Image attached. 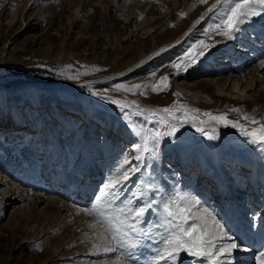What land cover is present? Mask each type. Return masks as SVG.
<instances>
[{"label": "rangeland", "instance_id": "374dc122", "mask_svg": "<svg viewBox=\"0 0 264 264\" xmlns=\"http://www.w3.org/2000/svg\"><path fill=\"white\" fill-rule=\"evenodd\" d=\"M212 1L0 0V264H115L119 252L94 247L101 229L84 209L125 157L141 154L133 149L138 137L125 111L136 129L167 130L159 117L122 110L112 99L150 109L183 104L199 109L198 121L204 120L203 131L181 122L175 136H162L158 158L140 162L116 204L148 179L145 164L151 163L159 191L146 199L188 193L196 201L193 214L207 209L238 244L223 264H258L264 252V144L249 143L242 130L264 124V36L247 26L235 39L210 31L228 7L221 0L209 12ZM200 15V24L174 47L139 70L113 75L174 41ZM258 19L264 23V13ZM201 39L209 45L205 56L177 74L171 65ZM165 75L167 91L132 95L115 88L156 84ZM205 112L242 127L212 122ZM225 183L230 191L243 190L234 193L244 196L233 198L236 206ZM158 215L156 207L146 213L150 237L140 236L129 248L127 264H153L167 235L155 227ZM238 233L254 236L247 238L253 248L237 242ZM178 264L208 262L182 252Z\"/></svg>", "mask_w": 264, "mask_h": 264}, {"label": "snow or ice", "instance_id": "6c2138e0", "mask_svg": "<svg viewBox=\"0 0 264 264\" xmlns=\"http://www.w3.org/2000/svg\"><path fill=\"white\" fill-rule=\"evenodd\" d=\"M206 3L207 0H200ZM221 0H217L220 4ZM227 8L219 11L218 20L210 25V31L216 35L228 39L237 38L242 31V25L249 22L252 17L260 16L264 13V0H224ZM215 7V6H214ZM211 12L212 9H209ZM184 13H181V17ZM209 45L201 39L194 42L180 57L181 63H173L171 66L179 74L192 66L198 57L205 56V50ZM155 76V73H152ZM75 77H69L74 79ZM170 87V80L167 75L162 76L156 84H134L125 86L118 84L115 86L117 91L123 90L132 95H144L142 89H149L152 92L167 91ZM179 95V93H174ZM111 103L119 105L122 110L131 109L137 115L144 116L146 113L151 116H157L163 122L166 132L145 131L143 128L136 129L135 124L131 122V116L125 111V119L132 127L134 134L138 137V142L133 145V149L141 154L135 155L132 159L125 157L123 162L114 169V174L106 178L105 184L99 189V195L95 197V203L91 204L84 211L94 215L97 223L93 227L101 229L95 233L98 244L94 247L102 248L105 253H120L115 264H127L132 260L133 253L129 248L135 246V241L140 236L150 237V225L145 219L153 207L159 209L158 222L155 227H163L167 235L162 236L160 243L163 245L158 249L153 264H178L180 254L187 253L195 258H201L208 261V264H223L224 255L231 256L233 249L238 248V244L229 237L222 225L213 213L207 209L202 214L194 215L193 205L196 201L185 192H175L167 197L162 196L159 200L155 198L146 199L149 193L159 191V185L156 183L155 169L151 163L145 164V167L151 169L148 179H142L136 184V191L126 200L121 201L120 205L116 201L121 200V194L125 182L131 175L141 171L140 162L147 157L155 160L159 156V141L162 136H175L182 127L181 122H192L198 131H203L199 125L204 120L198 121L199 109H189L183 104H173L163 109L142 108L135 100L122 103L120 100L112 99ZM233 111H238L233 109ZM196 113L197 115H189ZM203 116L212 122L222 123L224 126L242 127L238 121L228 120L226 115H213L203 113ZM252 124H259L254 118L243 117ZM242 135L246 137L249 143L264 144V124H259L258 128L251 130L243 129ZM146 154V155H145ZM137 161L136 164L132 160ZM211 221V224H209ZM247 251L248 249H243ZM258 264H264V252L256 258Z\"/></svg>", "mask_w": 264, "mask_h": 264}, {"label": "bare ground", "instance_id": "6f19581e", "mask_svg": "<svg viewBox=\"0 0 264 264\" xmlns=\"http://www.w3.org/2000/svg\"><path fill=\"white\" fill-rule=\"evenodd\" d=\"M217 5V0H213L212 2H210V4H209V9H211V8H213L214 6H216ZM210 12V11H209ZM263 14V13H262ZM259 17V16H258ZM258 17L256 16V17H252L251 19H250V21L249 22H247V23H245L244 25H242V26H247V27H249V28H255V29H257V34H259L260 36L261 35H263L264 36V23L263 22H261L259 19H258ZM201 15L198 17V18H196L193 22H191L185 29H184V31L181 33V35L179 36V37H177L174 41H172V42H170V43H167V44H164V45H162L159 49H154V50H152L151 52H149V53H147L146 55H144V56H142V57H140L139 59H137L136 61H134L132 64H130L129 66H127V67H125L123 70H121V71H117V72H115V73H113V75H116V77H119V75H126V74H130L131 72H133V71H136L137 69L139 70V69H141L144 65H146L147 63H149L150 62V60L152 59V57L153 56H155V55H158L159 53H161V52H165V51H167V50H169V49H171L172 47H174V45L176 44V43H178V42H180L179 40H181V36L182 37H184L189 31H192V30H194L200 23V20H201ZM264 20V19H263ZM186 33V34H185ZM179 39V40H178ZM220 49V48H219ZM149 61V62H148ZM261 65H262V63H260ZM260 65V66H261ZM107 78V77H106ZM106 78H104V80L106 79ZM108 79V78H107ZM86 82V81H85ZM38 85H43L42 83H37ZM50 84H53V86H55V87H57V86H59V85H56V83H50ZM57 84H59V83H57ZM257 85V84H256ZM52 86V87H53ZM235 86V85H234ZM253 171V170H252ZM251 171V172H252ZM261 173H263V175H264V169H260L259 170ZM252 175L254 174L253 172L251 173ZM240 181V180H239ZM243 181L241 180L238 184L235 182V187L234 188H239V184H241ZM261 182V181H260ZM262 183V182H261ZM227 183H225V185H226ZM250 184V183H249ZM252 184H250V186H251ZM249 186V185H248ZM226 187L227 188H229V186L228 185H226ZM231 187H233V186H231ZM243 187V186H242ZM252 187V186H251ZM221 188H222V186H221ZM225 190V189H224ZM235 190H231L230 191V188H229V191H228V194H232L233 196H232V204H231V206L232 205H237V202H234L233 201V198H235V197H244V196H238L237 194H234V193H238V192H241V191H243V190H236L235 192H234ZM244 194V193H243ZM241 199H244V198H241ZM239 204V203H238ZM239 207H242L243 206V204H240V205H238ZM253 207V206H252ZM238 236H237V242H242V243H247L248 244V247H252L253 248V244H252V242H253V239L255 240V238L254 237H248V235H245V236H243V233H241V234H237ZM240 235V236H239ZM260 236V238H262V236L261 235H259ZM247 238H253V239H251L252 241H248L247 240ZM240 239V240H239ZM250 242H251V244H250ZM256 243L258 242V240L257 241H255ZM258 251H259V248H258ZM263 252V251H262ZM247 253H248V251H247ZM238 258V257H237ZM207 261V260H206ZM241 261V260H240ZM208 262V261H207ZM257 263H258V261H257ZM230 264V263H229Z\"/></svg>", "mask_w": 264, "mask_h": 264}]
</instances>
